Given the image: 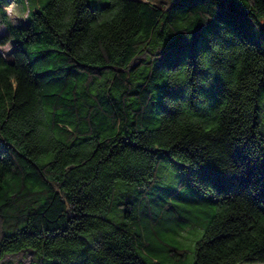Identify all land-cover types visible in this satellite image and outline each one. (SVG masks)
I'll return each instance as SVG.
<instances>
[{
    "label": "trees",
    "instance_id": "16d2710c",
    "mask_svg": "<svg viewBox=\"0 0 264 264\" xmlns=\"http://www.w3.org/2000/svg\"><path fill=\"white\" fill-rule=\"evenodd\" d=\"M11 1L0 262L33 250L54 264H167L186 253L168 232L197 226L192 264H264V0H48L20 23ZM167 164L192 191L145 201L147 242L107 214L119 181L157 182Z\"/></svg>",
    "mask_w": 264,
    "mask_h": 264
},
{
    "label": "rangeland",
    "instance_id": "374dc122",
    "mask_svg": "<svg viewBox=\"0 0 264 264\" xmlns=\"http://www.w3.org/2000/svg\"><path fill=\"white\" fill-rule=\"evenodd\" d=\"M47 1L48 0H16L15 2L11 1L9 5L18 6L27 16L29 10L37 9L43 6ZM106 1L107 0H89L92 5L96 3L102 4ZM6 13L9 16V13ZM26 20L27 19L15 18V22H13V19H11L13 23H20ZM2 33H4V27L0 22V35ZM7 45H10V47H0V53L9 55L12 43ZM260 120V129L264 134V96L260 100ZM174 190H180V192L185 193H190L192 191L186 170L177 165L167 164L162 173H160L159 178H157V182L149 183L148 185L119 181L116 185L107 217L116 223H125L132 232L141 233L144 239L149 242L152 234L145 228L142 219V208L144 207V203L148 201V205L151 209L155 206L156 202L166 204V201H168L172 205L178 204L181 201L170 194V191ZM128 201H133L135 203L136 218L134 219L125 217V210L130 206L126 204ZM203 233V229L197 226H193L181 232L178 236L168 232L165 236L166 241L176 247L174 249L180 251L185 250L186 253L184 257H174L170 261L165 260L164 257L161 256L162 261L164 260L167 264H192L196 243L202 238ZM142 257L145 261H150L147 257ZM2 262H11L13 264H40L41 262H45V264H54L52 259H45L44 261L42 257L33 250L20 252L18 254H10L6 256ZM2 262H0V264ZM248 264L263 263L256 262Z\"/></svg>",
    "mask_w": 264,
    "mask_h": 264
},
{
    "label": "clouds",
    "instance_id": "9594fccd",
    "mask_svg": "<svg viewBox=\"0 0 264 264\" xmlns=\"http://www.w3.org/2000/svg\"><path fill=\"white\" fill-rule=\"evenodd\" d=\"M5 11L9 13V19H13V22H15V18L27 19L26 14L16 5H8ZM0 47L8 48L10 45H0Z\"/></svg>",
    "mask_w": 264,
    "mask_h": 264
}]
</instances>
